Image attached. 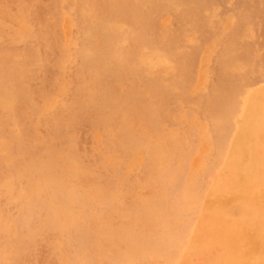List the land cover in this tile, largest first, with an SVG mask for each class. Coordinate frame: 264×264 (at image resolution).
<instances>
[{
  "label": "rangeland",
  "instance_id": "1",
  "mask_svg": "<svg viewBox=\"0 0 264 264\" xmlns=\"http://www.w3.org/2000/svg\"><path fill=\"white\" fill-rule=\"evenodd\" d=\"M176 2L0 0V264H241L264 234V111L239 125L264 100V0Z\"/></svg>",
  "mask_w": 264,
  "mask_h": 264
},
{
  "label": "bare ground",
  "instance_id": "2",
  "mask_svg": "<svg viewBox=\"0 0 264 264\" xmlns=\"http://www.w3.org/2000/svg\"><path fill=\"white\" fill-rule=\"evenodd\" d=\"M170 1L172 3H177L176 2L177 0H170ZM231 26H233V24H231ZM225 32H228V33H227V39L222 46V54L220 56L221 57L220 63L222 64L223 68H226L227 71L238 69V68L240 69L241 67L240 60L242 56H240L239 52L241 48L238 47L237 45L238 43L235 40L238 38V32L235 30H231L229 32L228 28H226ZM232 77L228 80L229 81L228 85L230 86L229 87L230 90L233 91V96L229 97L225 93L226 88L224 87L221 89L222 92L219 91L218 94L214 98H212L213 105L219 106V109H222V112H226V111L228 112L231 109L232 99H235V94L237 95L240 88L243 87L244 82L233 84L234 81ZM263 89H264V86H261V88L258 90L264 91ZM253 95L254 93H252V96ZM246 100H247L246 103L248 107L244 114L245 116H243L240 119L239 125L241 124V128L243 127L244 119H248V121H250L249 115L246 116L249 112H253L256 114V113H261L264 111V100H262V102H258V101L251 102V98L250 99L247 98ZM240 138L241 137H238L234 140L232 144V152L236 151V153L238 154V162H239L238 168H245L250 163V161L253 160L254 153L247 146L242 144V141ZM261 139L264 142V131L262 132ZM250 179L252 180V182L255 180L253 176ZM248 180H249V176L247 177L246 175H241V178L238 179L236 183V191L239 192L238 187L243 184L240 188H242L243 191L245 192L244 186L245 185L247 186ZM260 195L262 196V203L264 204V191H262ZM262 232H263L262 228L259 225H257V226L252 227L251 229H246L241 233L240 237L238 238V240H243V252L240 254L243 257L241 264H248L256 256L263 253L262 249L264 246V239H263L264 234ZM240 246L242 247L241 243H240Z\"/></svg>",
  "mask_w": 264,
  "mask_h": 264
}]
</instances>
